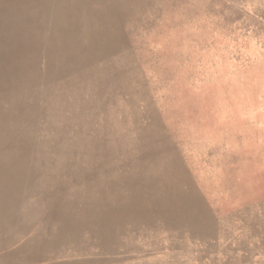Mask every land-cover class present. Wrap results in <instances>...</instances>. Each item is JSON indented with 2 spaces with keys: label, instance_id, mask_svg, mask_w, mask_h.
Listing matches in <instances>:
<instances>
[{
  "label": "rangeland",
  "instance_id": "1",
  "mask_svg": "<svg viewBox=\"0 0 264 264\" xmlns=\"http://www.w3.org/2000/svg\"><path fill=\"white\" fill-rule=\"evenodd\" d=\"M0 136V264H264V0H0Z\"/></svg>",
  "mask_w": 264,
  "mask_h": 264
},
{
  "label": "bare ground",
  "instance_id": "2",
  "mask_svg": "<svg viewBox=\"0 0 264 264\" xmlns=\"http://www.w3.org/2000/svg\"><path fill=\"white\" fill-rule=\"evenodd\" d=\"M5 141V139H4V137L2 138L1 136H0V143H1V141ZM7 170V171H9L10 173H11V178H10V180H14V172H15V170L13 169V166L11 165V162H10V160L9 159H7V158H5V157H0V174H1V172L3 171V170ZM11 187H12V189L13 190H15L17 187L14 185V183L13 184H11ZM2 183H1V181H0V198H1V196H2ZM5 213H4V203L2 202V201H0V222H1V220H2V218L5 216L4 215ZM6 216L8 217V218H10L11 216L13 217V214H10L9 213V215L6 213ZM6 221V219H5V217H4V222Z\"/></svg>",
  "mask_w": 264,
  "mask_h": 264
}]
</instances>
